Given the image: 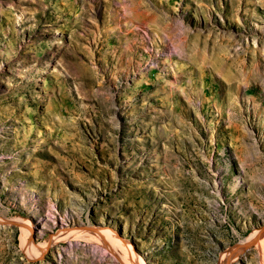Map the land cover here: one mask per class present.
Wrapping results in <instances>:
<instances>
[{"label": "rangeland", "instance_id": "1", "mask_svg": "<svg viewBox=\"0 0 264 264\" xmlns=\"http://www.w3.org/2000/svg\"><path fill=\"white\" fill-rule=\"evenodd\" d=\"M86 226L264 264V0H0V264H124Z\"/></svg>", "mask_w": 264, "mask_h": 264}, {"label": "bare ground", "instance_id": "2", "mask_svg": "<svg viewBox=\"0 0 264 264\" xmlns=\"http://www.w3.org/2000/svg\"><path fill=\"white\" fill-rule=\"evenodd\" d=\"M68 226V225H67ZM23 227H26L28 230H29V233H28V235H27V237H28V239H29V241L31 242L30 244L33 246V244H34V241H33V237H34V234H35V232H34V230L31 228V227H28V225H23ZM75 227V226H74ZM72 228V227H71ZM71 228L68 226V227H64L62 230H59L60 232L59 233H66V232H68L69 230H71ZM80 229V228H79ZM79 229H77V231L79 230ZM86 229H89V230H85V229H80L81 231H83V232H88V233H90V234H92V235H94L96 238H98L99 239V241L102 243V244H104V246H105V248H107V250L108 251H110L111 253H113V252H115L116 251V253L118 252V255H117V258H120V260H122V263H124V264H140L139 262H142L139 258H138V256L137 255H134V254H132V255H127L124 251H126L125 249H124V251H122V249H121V246L122 245H124L125 243L124 242H122L121 240H119V239H115V240H113V242H111V244H110V239H111V235H110V231L108 230V229H106V228H102V227H100V228H96V229H91V227L90 228H86ZM91 229V230H90ZM72 230H75L74 228H72ZM80 231V232H81ZM67 234V233H66ZM71 233H69V235H70ZM76 234V233H75ZM89 234V235H90ZM262 234H263V229H256L255 230V234H254V237H253V241H260L261 240V236H262ZM88 235V234H87ZM87 235H86V237H87ZM88 235V236H89ZM91 235V236H92ZM63 236V235H62ZM68 236V234L66 235V236H64V237H67ZM264 236V235H263ZM76 238H77V236H75ZM85 237V238H86ZM81 238V237H80ZM262 238H264V237H262ZM55 239L57 240V235L56 236H53L47 243H49L50 241H55ZM61 239V238H60ZM63 239V238H62ZM83 239H84V237H83ZM58 240H59V238H58ZM67 240V239H66ZM36 241V240H35ZM25 242H26V240H25ZM33 243V244H32ZM47 243L45 244V245H42V244H38L37 246H40V247H42V249L44 250V249H46L45 247H46V245H47ZM91 243H93V242H91ZM27 245H29V244H27ZM94 245V244H93ZM117 245H119L120 247H119V249H117L115 246H117ZM103 246V245H102ZM111 246V247H110ZM26 247V246H25ZM125 247V246H124ZM28 248V247H27ZM112 248H116V250H114V249H112ZM123 248V247H122ZM121 249V250H120ZM30 250V249H29ZM128 250V249H127ZM130 252V251H129ZM115 253V254H116ZM121 262V261H120ZM141 264H143V262L141 263Z\"/></svg>", "mask_w": 264, "mask_h": 264}, {"label": "water", "instance_id": "3", "mask_svg": "<svg viewBox=\"0 0 264 264\" xmlns=\"http://www.w3.org/2000/svg\"><path fill=\"white\" fill-rule=\"evenodd\" d=\"M87 228H90L89 226H86Z\"/></svg>", "mask_w": 264, "mask_h": 264}]
</instances>
